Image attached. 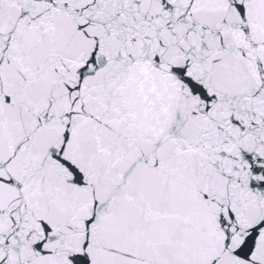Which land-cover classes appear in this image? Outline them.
<instances>
[{"label": "snow or ice", "instance_id": "1", "mask_svg": "<svg viewBox=\"0 0 264 264\" xmlns=\"http://www.w3.org/2000/svg\"><path fill=\"white\" fill-rule=\"evenodd\" d=\"M0 264H264V0H0Z\"/></svg>", "mask_w": 264, "mask_h": 264}]
</instances>
